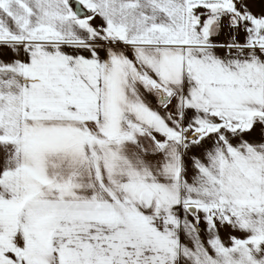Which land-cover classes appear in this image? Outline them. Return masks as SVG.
I'll return each mask as SVG.
<instances>
[{
    "label": "snow or ice",
    "instance_id": "6c2138e0",
    "mask_svg": "<svg viewBox=\"0 0 264 264\" xmlns=\"http://www.w3.org/2000/svg\"><path fill=\"white\" fill-rule=\"evenodd\" d=\"M0 264H264V0H0Z\"/></svg>",
    "mask_w": 264,
    "mask_h": 264
}]
</instances>
